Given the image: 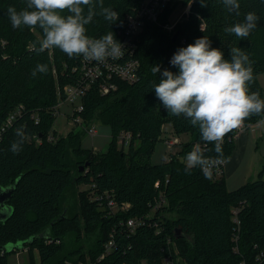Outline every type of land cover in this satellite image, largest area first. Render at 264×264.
<instances>
[{"label": "trees", "instance_id": "16d2710c", "mask_svg": "<svg viewBox=\"0 0 264 264\" xmlns=\"http://www.w3.org/2000/svg\"><path fill=\"white\" fill-rule=\"evenodd\" d=\"M141 1L103 0L104 7L119 13V19L105 20L97 7L98 14L86 25V34L98 39L112 31L117 38L126 28L127 15L134 13ZM191 1L177 0L163 12L161 24H145L137 52L141 62L140 80L119 81L118 89L108 95L93 87L84 98L83 117L87 124L100 121L112 129L109 150L103 153L83 148L84 130H70L68 136H61L54 129L55 106L66 99L65 88L79 81L78 73L73 70L79 65L80 57L69 58L59 48L37 55L32 45L44 38L42 29L34 27L42 38L26 26L14 29L7 15L9 6L18 11L24 9L26 0H0V128L10 114L21 106L24 108L23 115L0 140V181L3 187L17 184L7 202L13 214L0 222V247L26 242L29 264H65V261L89 264L87 257L96 261L110 232L116 228L115 252L97 264H163L169 240L178 246L177 254H173L177 262L238 264L255 258V246H264V168L256 181L233 191L227 187L225 175L216 177L213 173L209 180L199 167L193 168L190 174L185 173L186 155L196 145L206 142L201 139L198 126L193 127L183 116L168 115L152 87L162 77L160 73L153 75L151 67L159 65L161 72L168 69L178 74V68L170 64L174 53L206 36L211 47L221 50L225 59H230L233 48L249 56L253 70L249 92L259 93L264 99V86L259 79L264 74V0H238L239 16L229 13L222 0H206V7H201L200 0H194L190 13L176 29L165 30L163 24L169 22L178 6H187ZM248 12H254L259 20L247 38L239 39L224 31L243 22ZM62 15H68L67 11ZM177 30L180 36L173 41ZM38 63L46 64L48 71L33 77L31 73ZM36 114L40 116V123L33 118ZM262 120L264 112L250 115L244 120L246 130ZM169 124L175 134H188L190 138L168 161L155 165L151 158L156 143L164 140L163 131ZM20 127L24 128L25 141L22 150L14 154L10 145L18 139L15 132ZM50 133L58 136L56 142L48 141ZM124 133L132 134L128 151L118 146ZM237 133L234 129L224 137L225 161L235 152ZM206 145L202 149L204 155L217 158L214 143ZM80 185H89L99 192L108 191L120 203L131 204V208L125 214L110 217L99 202L91 201L81 192L80 212L71 215L64 201L68 191ZM160 195L167 203L154 217L159 219L158 214L162 215L161 233L156 234L155 227L147 224L129 236L118 227L122 219L150 213ZM237 207L241 208L238 251L233 219V210ZM177 229L182 231L180 237ZM73 235L82 244L70 250L65 239ZM90 237L95 238L93 245L86 248L83 240ZM48 240L54 242L48 243ZM58 240L61 242L56 244ZM3 251L0 264H12L9 257L21 250ZM35 251L39 253V261Z\"/></svg>", "mask_w": 264, "mask_h": 264}, {"label": "clouds", "instance_id": "9594fccd", "mask_svg": "<svg viewBox=\"0 0 264 264\" xmlns=\"http://www.w3.org/2000/svg\"><path fill=\"white\" fill-rule=\"evenodd\" d=\"M206 7V0H200ZM229 13L240 15L238 0H222ZM105 20L115 22L119 13L111 7H104L103 0H26V7L17 10L7 9V15L14 29L26 26L39 27L43 39L33 43L32 49L39 55L48 49L59 48L69 58L83 56L85 60L104 62L106 59H119L124 55L123 45L117 41L112 31L93 39L86 34L89 25L98 14ZM67 11L68 15H62ZM259 17L248 12L243 22L226 27L224 31L239 39L247 38L256 28ZM201 31L204 29L201 27ZM170 64L178 68V74L161 67H151L153 75L160 73L159 83L152 85L156 97L168 115L183 116L193 127H199L201 139L214 143L217 158L204 155L196 145L186 157L185 173L199 167L206 179H212V169L225 163L222 144L230 131L242 126L244 120L253 114L264 112V99L259 93H250L249 84L253 81V70L249 56L239 48L230 50V59H225L221 50L212 48L211 41L204 36L193 44L182 47L172 56ZM46 64L38 63L31 75L46 73ZM18 139L10 145V151L18 154L25 141L23 127L17 128ZM230 159V158H229Z\"/></svg>", "mask_w": 264, "mask_h": 264}, {"label": "built area", "instance_id": "2783aa9c", "mask_svg": "<svg viewBox=\"0 0 264 264\" xmlns=\"http://www.w3.org/2000/svg\"><path fill=\"white\" fill-rule=\"evenodd\" d=\"M177 0H142L139 4L140 6L135 9L134 13L127 15V25L123 32H119L118 37L115 38L119 41L124 48V55L116 60L111 58L106 59L104 62H97L94 60H85L83 56H80L79 65L74 67V72L78 73L79 81L76 84H69L65 88L66 99L64 101H60L57 106H55L54 113L55 115L61 114V106L63 104L72 105L71 112L69 118V125H71L70 130H84L86 134L90 135L91 137L97 136V125L96 122L88 125L86 120L83 117V113L85 111L84 106V98L88 95L89 91L95 87L98 88L99 92L102 95H108L118 89V82H128V83H135L140 80V68L141 62L137 58L138 52V44H139V37L140 33L142 32L145 24L147 22H156L161 24L160 17L164 11L171 6ZM192 0L187 7H184V11L182 12L181 17L188 16L190 10L193 6ZM181 5V4H180ZM179 5V6H180ZM178 6V7H179ZM170 19V18H169ZM171 19L167 24H163L165 30L173 32L178 23L172 24ZM24 108L21 106L19 110L14 111L10 114L7 119L3 122V126L0 128V140L3 138V134L13 126L15 120L18 117L23 115ZM35 122L40 123V116L38 114L33 116ZM260 122V121H259ZM257 122L255 125H250L249 129H255L259 124ZM238 133L237 137L241 135V133L246 130V126L243 122L242 126L237 128ZM255 132V131H254ZM236 137V138H237ZM132 134L131 133H124L121 135L120 139L122 140L123 145L129 146L131 141ZM49 142H56L58 136H54L52 133L48 135ZM165 144L174 149L177 145L182 144L180 137L175 134H171L169 137H165L164 139ZM38 143H41V139H38ZM201 149H205L207 147L206 144L199 145ZM172 154V153H171ZM215 159V158H213ZM227 161L225 163L218 165L212 169V172L215 174L216 177H221L225 175V168H226ZM89 186V185H88ZM95 188V186H91ZM90 188V186H89ZM93 191V196L91 197V201L99 202V205L108 212L110 217H114L116 214H125L129 212L131 208V204L128 203H120L116 196L108 191L99 192L95 189H90ZM155 205L152 206V211L144 217H130L127 220L122 219L119 221L118 227L123 228L128 235L135 234V232L140 228L144 227V225L149 224L152 227H155L156 234L161 233L163 226L161 222L163 221L162 215L158 214L156 219L154 218L158 212L165 206L166 198L163 195H160L155 200ZM241 212V208L237 207L233 210V219L236 224L235 226V236L234 242L236 244L235 250L238 251V244L240 235V226L241 221L239 218V213ZM109 239L103 245V252L96 261L88 262L89 264H97V262H101L102 259H105L109 255H112L116 250V228H114L110 232ZM48 243L54 242L53 240H48ZM61 241H56V244H59ZM169 251L166 256H164L163 264H187L183 262H177L174 258V253L177 254L178 246H176L175 242L172 240L168 241ZM173 246V248H172ZM25 249V248H24ZM174 249V250H173ZM256 250L255 258L251 261L245 259L244 261L238 264H262L264 262V246H260L259 244L254 248ZM173 250V252H170ZM20 252V251H19ZM17 252V253H19ZM3 252L0 254L3 255ZM89 256L87 257V261ZM91 259V258H90ZM65 264H84L80 261L77 263H73L71 261H65ZM149 264V263H147ZM151 264V263H150Z\"/></svg>", "mask_w": 264, "mask_h": 264}, {"label": "rangeland", "instance_id": "374dc122", "mask_svg": "<svg viewBox=\"0 0 264 264\" xmlns=\"http://www.w3.org/2000/svg\"><path fill=\"white\" fill-rule=\"evenodd\" d=\"M189 5V4H188ZM187 5V6H188ZM184 6L181 4L174 13L170 16L171 23H181L185 19V16L181 17L182 12L184 11ZM32 32H34L37 37H41V34L37 32L36 28H32ZM42 38V37H41ZM5 44V43H3ZM260 83L264 86V74L260 76ZM71 106L68 104H63L61 107V114L56 116V122L54 124V129L57 130L58 135L61 136H68L67 134L70 132L71 125H69V121L67 120L69 118L70 112H71ZM263 121L255 129H248L250 138H248L247 145L245 142L243 143L241 149L238 148L236 155L234 157L233 161V168L226 173V185L229 188V190H237L240 188L243 184L249 182V181H256L258 179L260 171L264 168V124H262ZM98 131L97 136L91 137L88 134H85V138L83 141V148L92 149L95 152H107L109 150V144L112 141V129L110 126L103 124L102 122L98 121L96 122ZM172 126L169 124L164 128V134L163 138L169 137L171 134H174L170 129ZM256 130L257 135H253V132ZM182 136V144L184 142L188 141L190 136L188 134L181 135ZM259 136V137H255ZM118 146L120 148L125 149V151H128L127 145L122 144V140L119 138ZM182 144L177 145L174 149L169 148L165 141H159L156 143L155 151L152 155L151 161L153 164H160L165 161H168L170 157L172 156L171 153L175 154L179 152L182 149ZM86 194L88 198L91 199V197L94 195L93 191L90 190L88 185H80L78 188H73L72 190L68 191V194L66 195V199L64 201V205L69 207L70 214L73 215L74 213L80 212V194L82 193ZM93 238V237H92ZM91 237L83 240V243L85 244L86 248L88 246H92L94 239ZM76 236H70L68 239H65V245L67 249H74L75 247H79L82 242L75 241ZM35 257L36 260L39 261V253L38 251H35ZM29 250L26 247L25 249L21 250L19 253H15L14 255H11L9 257V261L12 264H29ZM92 262V259L88 258L87 262Z\"/></svg>", "mask_w": 264, "mask_h": 264}, {"label": "water", "instance_id": "95a60500", "mask_svg": "<svg viewBox=\"0 0 264 264\" xmlns=\"http://www.w3.org/2000/svg\"><path fill=\"white\" fill-rule=\"evenodd\" d=\"M180 36L179 31H175L172 40L176 41L178 37ZM1 39V38H0ZM81 171H84V168L82 167ZM17 184L13 187H3L1 181H0V222L7 220L10 218L13 214V208L7 203L8 200H10L13 196V192L15 190ZM177 236L180 237V233L182 232L180 229H177ZM26 242H20L15 245H7L0 247V252L3 250H6L8 252L18 250H23L25 248Z\"/></svg>", "mask_w": 264, "mask_h": 264}, {"label": "crops", "instance_id": "0c3cea01", "mask_svg": "<svg viewBox=\"0 0 264 264\" xmlns=\"http://www.w3.org/2000/svg\"><path fill=\"white\" fill-rule=\"evenodd\" d=\"M263 121V123L262 124H264V120H262ZM261 123V121L259 122V124ZM258 124V125H259ZM171 131H172V128L170 129ZM173 132V131H172ZM257 135V133H256V130H255V132H253V135ZM166 137V136H165ZM180 137V139L182 140V136H179ZM255 137H259V136H255ZM248 138H250V134H249V130H244L242 133H241V135H239L238 137H237V139H236V142H235V144H236V149H235V152H234V154H233V156L231 157V159L229 160V161H227V164H226V168H225V172H227V171H229V169L231 170L232 168H233V166H232V164H233V161L235 160L234 159V157H235V155H236V152H237V150H238V148H240L241 149V147H242V145H243V143L245 142V144L247 145V141H248ZM225 176H226V173H225Z\"/></svg>", "mask_w": 264, "mask_h": 264}, {"label": "flooded vegetation", "instance_id": "af4514ba", "mask_svg": "<svg viewBox=\"0 0 264 264\" xmlns=\"http://www.w3.org/2000/svg\"><path fill=\"white\" fill-rule=\"evenodd\" d=\"M26 248V247H25Z\"/></svg>", "mask_w": 264, "mask_h": 264}]
</instances>
